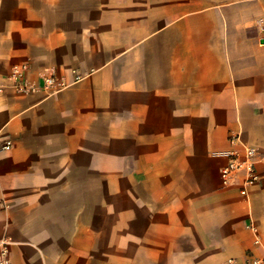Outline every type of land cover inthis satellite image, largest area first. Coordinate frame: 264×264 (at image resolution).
I'll list each match as a JSON object with an SVG mask.
<instances>
[{
  "label": "crops",
  "instance_id": "obj_1",
  "mask_svg": "<svg viewBox=\"0 0 264 264\" xmlns=\"http://www.w3.org/2000/svg\"><path fill=\"white\" fill-rule=\"evenodd\" d=\"M0 137V264L263 257L264 0H0Z\"/></svg>",
  "mask_w": 264,
  "mask_h": 264
},
{
  "label": "built area",
  "instance_id": "obj_2",
  "mask_svg": "<svg viewBox=\"0 0 264 264\" xmlns=\"http://www.w3.org/2000/svg\"><path fill=\"white\" fill-rule=\"evenodd\" d=\"M15 72L16 79L20 80L24 78V74L22 69H17ZM46 87L51 88L56 85V81L54 77H47L45 79ZM24 88V85H23ZM232 143L239 141V136H234L231 139ZM12 145L10 140L2 141L0 137V148L8 149ZM228 155V163L222 169V176L226 182L232 181L235 176H237L241 172H245L244 178V186L242 188V193H246L245 185L255 184L261 181L260 174L256 168V159L258 156V150L255 147L244 145L242 150L233 149L231 151H227ZM2 256H5L7 253V249L3 244ZM4 261H2L3 263ZM228 264H236L233 259L228 261ZM244 264H264V256L263 257H253L248 259Z\"/></svg>",
  "mask_w": 264,
  "mask_h": 264
}]
</instances>
